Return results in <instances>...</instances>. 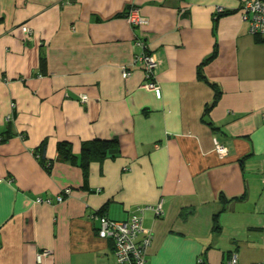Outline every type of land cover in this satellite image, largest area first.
Instances as JSON below:
<instances>
[{
    "label": "crops",
    "instance_id": "1",
    "mask_svg": "<svg viewBox=\"0 0 264 264\" xmlns=\"http://www.w3.org/2000/svg\"><path fill=\"white\" fill-rule=\"evenodd\" d=\"M251 1L0 0V264H116L100 216L126 221L147 204L162 210L149 264H264V43L243 20ZM141 53L159 60V98ZM93 139L116 145L81 165ZM60 142L75 164L57 158Z\"/></svg>",
    "mask_w": 264,
    "mask_h": 264
},
{
    "label": "built area",
    "instance_id": "2",
    "mask_svg": "<svg viewBox=\"0 0 264 264\" xmlns=\"http://www.w3.org/2000/svg\"><path fill=\"white\" fill-rule=\"evenodd\" d=\"M245 11L242 13L243 20L249 24V29L253 34L262 35L264 39V5L260 0H252L246 3ZM221 9H219V12ZM127 21L133 25L143 23V19L138 9L131 8L128 11ZM23 33L28 32L27 26H21ZM139 60L144 66L145 84L143 87L151 89L156 97H160V90L154 83V71L159 65V60L153 54L141 53L135 57V61ZM124 78L130 76L128 70L122 73ZM87 97L81 96V101H86ZM218 153H225V148L216 143ZM264 180V178H263ZM71 194L70 188H65L56 197V202L60 203L66 196ZM42 199H39V202ZM147 211L152 213L145 214ZM160 205H141L132 209V214L126 221H113L105 216H100V229L98 236L100 238H108L113 243L114 257L116 264H149L147 259V248L153 237L152 223L155 218L161 214ZM198 264H201L198 262ZM226 264H237L236 255L233 254Z\"/></svg>",
    "mask_w": 264,
    "mask_h": 264
},
{
    "label": "trees",
    "instance_id": "3",
    "mask_svg": "<svg viewBox=\"0 0 264 264\" xmlns=\"http://www.w3.org/2000/svg\"><path fill=\"white\" fill-rule=\"evenodd\" d=\"M260 1L264 5V1L263 0H260ZM129 9H131V8H128L124 12L125 17H127ZM263 43H264V39H263ZM213 87L215 89V94H214L215 97L214 98L216 99V96L218 95L219 90L216 87V85H213ZM209 107H210L209 105L206 106V108H205L206 112L209 109ZM115 145H116L115 139H113V140L93 139V140L86 141L81 146V155L79 157V162L81 163V165H85L87 163H90L91 161L102 159L107 154V152L111 148H113ZM45 151H46V143L43 142L36 149V154H37V156H39L40 161L43 163V166L47 169V171H50V169L53 165V161L45 159ZM56 153L58 155L57 158L59 160H63L64 162L68 161L71 164H75L76 156L73 154L72 147L69 143H66V142L57 143ZM222 200H223L224 204L226 202H228V200L225 197H223ZM213 223H214L213 224L214 230H217L220 228L219 224H217L218 223L217 214L214 215ZM202 264H204V263L202 262Z\"/></svg>",
    "mask_w": 264,
    "mask_h": 264
},
{
    "label": "rangeland",
    "instance_id": "4",
    "mask_svg": "<svg viewBox=\"0 0 264 264\" xmlns=\"http://www.w3.org/2000/svg\"><path fill=\"white\" fill-rule=\"evenodd\" d=\"M198 262L202 264V261L201 260H198Z\"/></svg>",
    "mask_w": 264,
    "mask_h": 264
},
{
    "label": "bare ground",
    "instance_id": "5",
    "mask_svg": "<svg viewBox=\"0 0 264 264\" xmlns=\"http://www.w3.org/2000/svg\"><path fill=\"white\" fill-rule=\"evenodd\" d=\"M82 96H85V95H82ZM86 97V96H85Z\"/></svg>",
    "mask_w": 264,
    "mask_h": 264
}]
</instances>
